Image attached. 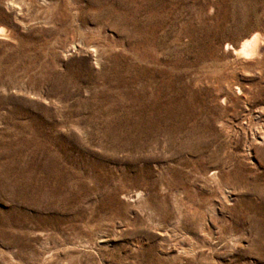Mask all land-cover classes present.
I'll list each match as a JSON object with an SVG mask.
<instances>
[{"label":"rangeland","instance_id":"1","mask_svg":"<svg viewBox=\"0 0 264 264\" xmlns=\"http://www.w3.org/2000/svg\"><path fill=\"white\" fill-rule=\"evenodd\" d=\"M254 36L264 0H0V264H264Z\"/></svg>","mask_w":264,"mask_h":264},{"label":"bare ground","instance_id":"2","mask_svg":"<svg viewBox=\"0 0 264 264\" xmlns=\"http://www.w3.org/2000/svg\"><path fill=\"white\" fill-rule=\"evenodd\" d=\"M263 42L264 41L259 39L258 36H254L252 39L248 40L244 45H242L241 49L237 52V54L246 57L258 55Z\"/></svg>","mask_w":264,"mask_h":264}]
</instances>
